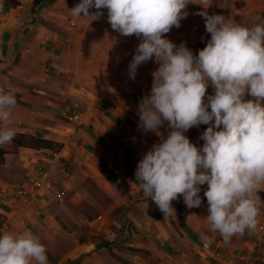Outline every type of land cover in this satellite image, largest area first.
<instances>
[{"label": "crops", "instance_id": "obj_1", "mask_svg": "<svg viewBox=\"0 0 264 264\" xmlns=\"http://www.w3.org/2000/svg\"><path fill=\"white\" fill-rule=\"evenodd\" d=\"M16 1L0 0V89L15 93L17 101L0 129L45 139L56 148L20 145L16 137L0 146V232L30 230L46 246L49 264H229L249 252L254 239L236 235L225 244L209 230L207 183L200 186V207L188 209L180 195L172 201L175 213L166 217L140 188L136 166L160 142L155 132L138 128V105L150 94L152 81H141L132 94L89 102L75 123L61 114L68 98H83L66 79L67 71H91L90 65L105 59L112 61L107 71H129L140 39L114 31L107 9L99 19L73 16L70 9L80 0ZM239 1L236 10L212 14L228 19L232 12H250V20L235 21L251 27L264 13V0ZM197 3L207 11L203 0H192L181 26L166 34L194 55L211 38L205 23H197ZM157 68L153 58L137 71ZM207 93L214 94L211 85ZM207 127L201 124L185 135L202 147L199 137ZM169 131L167 122L159 129L165 137ZM104 165L114 182L103 173ZM42 177L50 187L37 190L31 182ZM257 193L264 199V189ZM259 228L264 230V216Z\"/></svg>", "mask_w": 264, "mask_h": 264}, {"label": "clouds", "instance_id": "obj_2", "mask_svg": "<svg viewBox=\"0 0 264 264\" xmlns=\"http://www.w3.org/2000/svg\"><path fill=\"white\" fill-rule=\"evenodd\" d=\"M189 3L80 0L70 11L78 18L99 19L107 9L114 31L140 39L128 66L130 79L154 58L158 68L150 94L138 105V128L155 132L160 142L139 160L136 180L165 217L175 213L172 201L180 195L188 209L200 207V186L207 183L209 230L228 244L256 228L261 210L256 193L264 189V17L249 27L223 15L198 13L211 38L194 55L166 36L181 26ZM16 102L15 93L0 89V121L10 120ZM165 122L166 137L159 132ZM201 124L208 127L198 147L185 133ZM15 135L12 128L0 129V146ZM0 264H49L47 248L30 230L0 232Z\"/></svg>", "mask_w": 264, "mask_h": 264}, {"label": "rangeland", "instance_id": "obj_3", "mask_svg": "<svg viewBox=\"0 0 264 264\" xmlns=\"http://www.w3.org/2000/svg\"><path fill=\"white\" fill-rule=\"evenodd\" d=\"M251 0H244V3H251ZM211 5L207 7V12L209 15H212L213 9H218L219 12L226 11L229 7L233 6L236 10V6L241 3L239 0H210ZM208 5V4H207ZM201 9L198 6L195 9L196 15L195 18L197 23H205V20L201 13ZM220 9V10H219ZM264 13H261L259 17H263ZM250 20L252 13L241 12H232L231 19L233 20ZM104 55H106L104 53ZM112 62V61H111ZM109 60L97 61L90 65L94 68L91 71H67V80L69 84L78 86L79 90L83 92V98H68V104L65 106L70 107L74 104L81 105L83 108L79 111L84 110V106L89 102L101 103L106 101H111L114 98L123 97L124 95H129V93H134L135 88L138 84L142 82H151L153 80L152 73L154 71H136L135 79H130L129 71H107L106 66L111 63ZM86 62H84L85 65ZM89 63V61H88ZM82 65V66H84ZM89 66V65H88ZM104 68H106L104 70ZM81 95V93H78ZM77 97V96H76ZM74 122V121H72ZM75 123V122H74ZM32 142V141H31ZM34 143V142H33ZM35 144V143H34ZM51 148H56L55 145L50 143H45ZM105 166V165H104ZM259 193H256L258 196ZM261 209L264 210V199H260ZM264 212H262L261 217L258 220L257 226L254 230H251V234L247 231L246 234H243L245 239H254L255 241L252 244V247L249 252H244L236 261H232L229 264H264V230L259 228L260 221H262ZM252 236V237H251Z\"/></svg>", "mask_w": 264, "mask_h": 264}, {"label": "built area", "instance_id": "obj_4", "mask_svg": "<svg viewBox=\"0 0 264 264\" xmlns=\"http://www.w3.org/2000/svg\"><path fill=\"white\" fill-rule=\"evenodd\" d=\"M214 12V10H213ZM78 106L76 104L67 107L66 109L62 110L61 114L64 115L66 118H68L70 121L77 122L79 120L80 112L79 109H77ZM123 141L128 142V138L126 136H123ZM138 149V147H135ZM32 185L35 189H48L50 187V181L46 177L42 178H35L32 180ZM203 246L205 248H208V243H203Z\"/></svg>", "mask_w": 264, "mask_h": 264}, {"label": "trees", "instance_id": "obj_5", "mask_svg": "<svg viewBox=\"0 0 264 264\" xmlns=\"http://www.w3.org/2000/svg\"><path fill=\"white\" fill-rule=\"evenodd\" d=\"M3 2L6 4H12V5H16L18 4V1L16 0H3ZM15 137L17 138L16 143L20 144V145H33L34 143H46L47 140L45 139H37L31 135H24V134H16ZM32 141V142H31ZM48 143V142H47ZM4 153V150L2 148H0V161L2 160V155ZM102 171L105 174L106 178L110 181V182H114L116 177L112 175V173L109 171V169H107V167L103 166L102 167ZM247 231L244 233L246 234ZM264 238V236H263Z\"/></svg>", "mask_w": 264, "mask_h": 264}]
</instances>
